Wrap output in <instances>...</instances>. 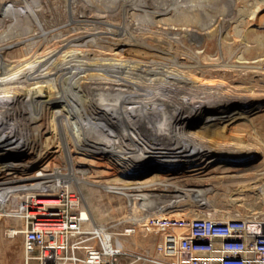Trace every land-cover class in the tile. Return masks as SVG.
Here are the masks:
<instances>
[{"label": "bare ground", "instance_id": "bare-ground-1", "mask_svg": "<svg viewBox=\"0 0 264 264\" xmlns=\"http://www.w3.org/2000/svg\"><path fill=\"white\" fill-rule=\"evenodd\" d=\"M65 4L69 14L62 19L53 15L57 5L49 0H0V51L20 47L9 51V57L0 53V145L59 153L70 164L63 177L75 182L103 183L110 177V164L129 171L158 167L169 173L153 179L166 188L143 191L158 197V204L194 196L209 205L212 186L193 189L170 178L209 180L216 177L211 174L218 161L257 155L252 146L204 142L200 130L191 129L190 119L208 108L218 110L249 98L232 95L230 89L238 87L228 74L246 78L251 71L264 70V40L257 34L264 26L261 4L252 10L231 1L219 5L217 0ZM104 4L122 9L123 24L106 18ZM12 9L18 11L12 14ZM248 10L251 16L244 13ZM127 13L134 15L132 23ZM12 19L21 27L9 36L5 25ZM54 39L58 43L50 48ZM50 82L59 86L47 96L41 86ZM34 102L42 108L40 122L31 114ZM219 127L213 121L204 130ZM185 163L199 166L187 174L175 172ZM39 175L22 174L34 179ZM104 186L126 192L129 185Z\"/></svg>", "mask_w": 264, "mask_h": 264}, {"label": "built area", "instance_id": "built-area-1", "mask_svg": "<svg viewBox=\"0 0 264 264\" xmlns=\"http://www.w3.org/2000/svg\"><path fill=\"white\" fill-rule=\"evenodd\" d=\"M12 149H17L16 154ZM49 153L0 145V221L9 222L8 237H23L21 264H124V256L157 264H264V204L259 209H227L216 199L238 200L231 187L222 193L214 183L202 184L205 178L186 175L170 180L193 189L212 186L209 205L194 196L182 203L158 204V197L143 192L146 186L148 191L155 190L152 185L134 183L122 192L126 197L124 216L99 222L84 205L75 181L63 177L70 170L69 163L58 155L52 161ZM18 155L21 158H14ZM16 163L22 168L14 169ZM35 171L40 173L37 179L22 176ZM257 173L264 178L263 170ZM255 193L264 201V180ZM242 194L243 198L246 193ZM39 200L48 202L39 204ZM181 210L182 216L174 215ZM140 232L155 236L156 256L126 250L117 242Z\"/></svg>", "mask_w": 264, "mask_h": 264}, {"label": "rangeland", "instance_id": "rangeland-1", "mask_svg": "<svg viewBox=\"0 0 264 264\" xmlns=\"http://www.w3.org/2000/svg\"><path fill=\"white\" fill-rule=\"evenodd\" d=\"M49 1L52 5L53 4L57 5L56 11L53 10V15H56L57 17H61L62 19L63 18L66 19L69 14L67 10V5L65 4L66 0H49ZM217 1L219 5L226 4L228 3V1H231L234 5L237 6H243L245 4L249 6L250 8L249 10H252L257 5L261 4V6L263 7L262 14L264 16V0H217ZM102 6H106L104 13L107 19H111V21L116 22L117 24H123V19L121 18L123 15V11H121L122 9L114 11L112 5L104 4ZM249 10L244 11V13L248 14V16H251ZM17 11H18L17 9H12L11 12L12 14H14ZM218 12L219 10L213 11V13L215 14H218ZM95 13L97 16L102 17V13L100 12V10H97ZM126 16L131 23L135 20L134 15L132 13H127ZM8 22L11 23L5 26L8 29L7 35L10 36L11 33L15 31L16 28L21 27V22H18L17 20H13V19ZM257 30H258L257 34L261 35V37H259L260 40H264V26L258 28ZM63 31L65 30L63 29ZM57 43L58 40L54 39L49 43V47L54 48V46L57 45ZM13 47L15 48V50ZM13 47H10L8 50L11 52H16L20 48L17 45ZM262 49L264 52V46ZM9 51L2 50L0 51V53L2 54L3 57H9L10 55ZM8 65H10L9 62L4 63L2 66H8ZM235 75L236 74L234 73L228 74L230 80H232V83L238 87V89H234V88L230 89L233 90L231 91L232 95L233 94L238 95V93L239 95H242L244 93L243 95H245L246 97L248 96L249 98L247 100H244V98L243 99L238 98V101H242V104L241 102L240 104L232 103L231 105L228 106L224 104L221 105L218 108V110L208 108V110H206L205 113L201 115H196L190 119V121L193 122L191 129L200 130L198 131L199 132L198 135L199 138L204 142H207L206 140H210V142L216 141L217 143L232 142V144L235 145L236 144L243 145L241 147L252 146V148H254L257 151V155L248 160L235 161V160L226 159V160L218 161L215 164L217 165V168L211 174L213 176L215 175L216 177H212L211 179L213 180L209 179L201 183L202 184L206 183L207 185L214 183L217 189H219L222 193H224V191L222 190H225L226 187H231V193H235L233 197L238 198L236 202H232V200L229 201L223 196L217 197V195H215L217 197L216 203L218 202L222 204L227 209H232L233 207L259 209L264 204V201L257 196V193H255L256 187L259 185L261 181L264 180V178H260L259 177L260 175L257 173L259 170L264 171V70L261 71L258 70L253 72L251 71L247 74L246 78H242L241 76L239 77L238 75L237 76ZM57 86H59L57 83L50 82V84H48L47 87L43 85L41 87H43L44 91L46 90V94L47 96H49L53 92H56ZM240 86L243 87L244 89L241 88ZM34 97L39 100L37 96ZM35 104H36L35 102L32 103V106H35ZM253 105L255 106L258 105V107L253 109L252 108ZM41 109L42 108L39 107L37 104L34 107V109H32L31 114L33 119L36 120V122H40L41 120L42 117ZM213 121L216 123L219 122L220 127L216 129V131H212V132L208 131L207 129L204 130V127ZM228 124L230 126L229 128L226 127ZM218 139L219 141H217ZM20 147L23 148L24 146H20ZM16 150L17 149L11 150V152H13V155L16 154L17 152ZM48 152H50L49 156L51 159L54 158V156L59 155V153H54L50 150H48ZM14 158H21V156L19 155L14 156ZM57 160L59 161L60 159L57 158ZM18 168L21 169L22 165H19ZM209 168H214V167L210 166ZM107 169L109 171L108 175L110 177H108L107 180L103 181V183L97 180L95 181V183H91L90 181H86V182L80 181V182H75L74 184V186L76 188H79L82 192V195L84 197V205L90 209L94 218L99 222H107V221H112L114 219H119L120 217L124 216L125 213L126 197L124 193L118 192L116 190L113 191L107 189V187L104 185L111 184L116 186H128V185L130 186L134 183H138V184L149 183L150 185H152V187L155 190L162 191L165 188L164 185L158 183L156 179L155 180L153 179V177L155 174L156 175L161 174L165 177L166 173H169V171L159 170L158 167H152V168L148 167L142 170H138V168H131L129 171V168H127L125 165H123V167L120 168L118 166L116 167L113 164H110L109 167H107ZM187 170H189V167L188 164L185 163L184 165L179 167L178 170H175V172L180 173L182 171L183 174L185 173L187 174L188 173ZM68 180L73 181V179H69V177ZM234 188L236 190H233ZM118 189L122 190V188H118ZM146 189H149V187L146 186ZM242 193H246V195L243 198H242L243 196ZM209 195L210 197H214V194L212 195V193H210ZM182 201L183 200H181L180 202ZM174 215L180 217L182 216V213L176 212ZM8 224L9 222L7 220L0 221V264H21L25 257V252L23 248V237L22 235H18L14 238L8 237L6 235V228ZM122 237L123 236H120V238ZM154 238L155 236L153 234L146 235L140 232L133 236L123 237L122 239L117 240V242L121 246H123L126 250H136L138 254H147L149 252L152 253L154 256H156L157 254L155 252V247H154ZM135 259L136 257L134 256H124L122 262L124 264H157L154 262L145 261L143 259H138L137 261Z\"/></svg>", "mask_w": 264, "mask_h": 264}]
</instances>
